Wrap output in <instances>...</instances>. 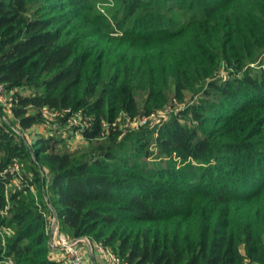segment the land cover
<instances>
[{
    "label": "trees",
    "instance_id": "trees-1",
    "mask_svg": "<svg viewBox=\"0 0 264 264\" xmlns=\"http://www.w3.org/2000/svg\"><path fill=\"white\" fill-rule=\"evenodd\" d=\"M104 1L0 0V264H264V0Z\"/></svg>",
    "mask_w": 264,
    "mask_h": 264
},
{
    "label": "built area",
    "instance_id": "built-area-1",
    "mask_svg": "<svg viewBox=\"0 0 264 264\" xmlns=\"http://www.w3.org/2000/svg\"><path fill=\"white\" fill-rule=\"evenodd\" d=\"M113 3V0H106L100 4L101 10L104 12L105 6ZM10 97L5 92L3 84H0V103L9 107ZM14 169H18V165ZM13 169V171H14ZM54 231V245L56 248L63 250L68 258V264H86L85 250H94L98 252L104 260L105 264H129L124 262L118 255L109 249L97 244H93L88 237L69 238L59 230V224L56 217L53 218L51 232Z\"/></svg>",
    "mask_w": 264,
    "mask_h": 264
},
{
    "label": "crops",
    "instance_id": "crops-1",
    "mask_svg": "<svg viewBox=\"0 0 264 264\" xmlns=\"http://www.w3.org/2000/svg\"><path fill=\"white\" fill-rule=\"evenodd\" d=\"M53 257L56 260H60L62 264L69 263L67 256L60 248H56V247L54 248ZM85 259L87 260L88 264H104L98 252L94 250H88V248H86L85 250Z\"/></svg>",
    "mask_w": 264,
    "mask_h": 264
},
{
    "label": "rangeland",
    "instance_id": "rangeland-1",
    "mask_svg": "<svg viewBox=\"0 0 264 264\" xmlns=\"http://www.w3.org/2000/svg\"><path fill=\"white\" fill-rule=\"evenodd\" d=\"M110 1H112V0H110ZM136 124L134 123V122H132L131 123V126H135ZM22 135H24L27 139H28V141L30 142L31 140H32V138H31V135L29 134V133H27L26 132V134L25 133H21ZM76 141H73V144H74V146H76L77 145V147L79 146H82L83 144H81L79 141H80V139H75ZM63 251V250H62ZM64 252V251H63ZM65 253V252H64ZM99 254V253H98ZM66 255V254H65ZM99 256H100V258L103 260V257L99 254ZM85 263L86 264H88L87 263V260L85 259ZM103 263H104V260H103ZM105 264V263H104Z\"/></svg>",
    "mask_w": 264,
    "mask_h": 264
},
{
    "label": "water",
    "instance_id": "water-1",
    "mask_svg": "<svg viewBox=\"0 0 264 264\" xmlns=\"http://www.w3.org/2000/svg\"><path fill=\"white\" fill-rule=\"evenodd\" d=\"M54 238H55V233H54V231H52L51 234H50V239H49V245L51 247H57V246L54 245Z\"/></svg>",
    "mask_w": 264,
    "mask_h": 264
}]
</instances>
